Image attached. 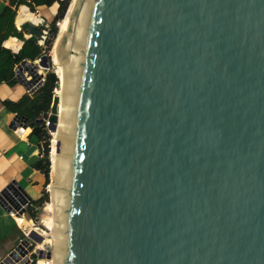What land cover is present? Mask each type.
Listing matches in <instances>:
<instances>
[{
	"label": "water",
	"instance_id": "water-1",
	"mask_svg": "<svg viewBox=\"0 0 264 264\" xmlns=\"http://www.w3.org/2000/svg\"><path fill=\"white\" fill-rule=\"evenodd\" d=\"M77 2L57 47L59 264H264V0ZM15 186L9 209L30 202Z\"/></svg>",
	"mask_w": 264,
	"mask_h": 264
},
{
	"label": "crops",
	"instance_id": "crops-1",
	"mask_svg": "<svg viewBox=\"0 0 264 264\" xmlns=\"http://www.w3.org/2000/svg\"><path fill=\"white\" fill-rule=\"evenodd\" d=\"M2 3L4 7L8 5L7 2ZM26 8L21 6L19 14L24 15ZM31 14L33 13L29 12L25 15L26 20ZM26 95V90L20 83L14 87L0 85V196L15 184L17 196L13 195V198L19 201L18 197L27 196L31 203L41 199L49 188L45 175L39 170L43 158L42 142L32 134L31 128L13 130L11 125L17 114L11 113L5 106V102H18ZM26 130H29L28 133ZM30 227L31 223L25 214L12 215L0 201V261L18 247L27 230L28 233H35L41 240L43 234Z\"/></svg>",
	"mask_w": 264,
	"mask_h": 264
},
{
	"label": "trees",
	"instance_id": "trees-1",
	"mask_svg": "<svg viewBox=\"0 0 264 264\" xmlns=\"http://www.w3.org/2000/svg\"><path fill=\"white\" fill-rule=\"evenodd\" d=\"M72 0H10V3L0 12V85L7 84L11 87L19 84L15 69L22 62L36 61L45 53L43 45L39 44L40 39L31 37L25 39L27 33L21 32L15 25V20L18 17V9L21 6H26L31 13H35L37 9L42 7L51 8L55 4L59 5L58 13L50 26V34L45 45L48 49L52 48L53 43L58 35L57 22L62 21L70 7ZM18 38L24 44L18 53L4 47V43L9 38ZM59 82L54 73H49L46 76L44 86L34 95L24 96L18 102H5L7 109L14 114L28 119V126L32 129V134L37 136L42 142L43 158L39 164V170L45 175L47 184H50L51 164L49 160V140L50 136L45 124L38 121L45 119L52 106L54 90ZM49 194L44 193L43 197L37 201L30 203L28 208L29 217L36 221L37 210L48 202Z\"/></svg>",
	"mask_w": 264,
	"mask_h": 264
},
{
	"label": "bare ground",
	"instance_id": "bare-ground-1",
	"mask_svg": "<svg viewBox=\"0 0 264 264\" xmlns=\"http://www.w3.org/2000/svg\"><path fill=\"white\" fill-rule=\"evenodd\" d=\"M77 1L78 0H72L71 1L69 12L65 16V18L60 22L59 32H58L57 38L55 39V42H54V45L52 48V52H51V58H52V64L54 67V72L57 75V78L59 80V84L61 86L60 89L56 90L57 91V97H59V99H60L59 122L56 126L51 124V123L48 124L50 134L53 136V138H52V151L50 153H51V163H52V169H51L52 170V178L55 179V181H58V179H59L58 147H59L60 133H61V129L63 126V119H64V113H65V95L71 94V91L69 88V75H70V64H71V62H70V64L63 62L61 56L59 55L57 47H58V43H59L62 35H64L68 31V29L71 25H73V21L71 20V13H72L73 9L77 6V3H78ZM41 9L42 10L48 9L50 14L51 13L54 14V12L57 10V4H55L51 8L42 7V8H40V10ZM22 12H24V10H22ZM48 16L51 17V15H48ZM24 22H25V15H24V19L22 18V16H18L16 18V24L18 27H21V25H23ZM27 22L36 26V25H38L40 20L36 17L35 14H31L28 16L26 23ZM70 43L72 44V38L69 39V44ZM4 46L12 49L14 51H18L21 47V43L18 39L12 37V38H9L4 43ZM38 64H39V66H36V67H38L36 69V72L39 75H43V71H41V68H42L41 63L39 62ZM32 67H33L32 64L27 65V67H23L21 69V71H23L25 73L26 70L28 71ZM42 69H44V68H42ZM26 131H27L26 133H28L29 130H26ZM50 188H51V186H50ZM52 192H53L52 202L48 203L46 205V208H45L46 216H44L43 220L41 221V225L44 228H46L47 230L51 231L52 235L50 233V235L49 234L46 236L43 235L41 237L42 242L39 244V250H38L40 252H43V255L48 256V254H50V258H49V262L41 261L39 264H59L62 261L60 258V255H59V251L61 249V247L59 245H60V243H62V239H61L59 232H58V208H57V198H56V192H61L60 182H59L57 187L52 188ZM18 256H19V259L22 261L21 264H25V261H26L25 260V253L24 252L21 253V251H19Z\"/></svg>",
	"mask_w": 264,
	"mask_h": 264
},
{
	"label": "built area",
	"instance_id": "built-area-1",
	"mask_svg": "<svg viewBox=\"0 0 264 264\" xmlns=\"http://www.w3.org/2000/svg\"><path fill=\"white\" fill-rule=\"evenodd\" d=\"M27 36L28 35L24 36V38L26 40L31 38L30 35L28 37ZM16 39H18V38H16ZM19 41L21 43V47H20V49L18 51H14V50H12L10 48H7L5 46L4 47L9 49V50H11L14 53H18L21 50V48H22V46L24 44L23 41H21V40H19ZM39 62H40V59H38V60L33 62L35 65L33 64L32 68L35 71L31 68L28 71L26 70L25 73L22 71V75H21L22 80L25 82L23 84V86H24V88L26 90V93L28 95H31V96L34 95L36 92H38L44 86V84L46 82L45 75L37 74L36 78H34V76H33L34 72H36V69L38 68L36 66H39V64H38ZM20 65H18L16 67V69H15L16 77H17V73L19 71V66ZM17 80L20 83V81H19L20 79H18V77H17ZM54 95H55V93H54ZM43 121H44L43 124H45V123L49 124L48 120L46 121L45 119H43ZM21 128L25 129L22 123L19 124V127L17 129H21ZM29 204H30V202H28L26 204H21L19 202V207L16 206L15 208H12V209L7 208V209L9 211H11L12 215L20 216V212L22 210H25V211L28 210ZM25 237L26 238L25 239L23 238L21 240V242L19 243L18 247L12 253H10L6 258H4L3 260L0 261V264H21L22 261L19 259V256H18L19 251H21V253L22 252L25 253V260H26L25 264H39L41 261L49 262V258H47L46 255H44L43 257H40V254H39L40 251H38L39 250V243H37L35 240L31 239L29 237V233L28 232H26Z\"/></svg>",
	"mask_w": 264,
	"mask_h": 264
},
{
	"label": "rangeland",
	"instance_id": "rangeland-1",
	"mask_svg": "<svg viewBox=\"0 0 264 264\" xmlns=\"http://www.w3.org/2000/svg\"><path fill=\"white\" fill-rule=\"evenodd\" d=\"M2 2H7L8 4L10 3V0H0V10H2L3 8H4V5H3V3ZM20 9V8H19ZM19 9H18V11H19ZM58 9H59V7H57V10L54 12V14H50V12L48 11V9H44V10H40V9H37V11L35 12V13H33V14H35L36 15V17L40 20V22L38 23V25H36V26H38V27H40L42 30H43V37H41V39H40V45H43V47H44V49H45V53L42 55V56H45V55H47V56H51V52H52V48H53V45H54V43H53V45H52V48L51 49H48L47 48V46L45 45V43H46V41L48 40V37H49V34H50V26H51V23L54 21V18H55V16L57 15V13H58ZM17 11V12H18ZM29 12H31L28 8H26V13L24 14V15H26V14H28ZM49 12V13H48ZM18 14H19V12H18ZM24 15L23 14H19V16H22V18L24 19ZM48 15H51V17H49ZM42 17H45V18H47V22L46 23H43V20H42ZM49 20V21H48ZM16 21V20H15ZM25 21H26V18H25ZM60 22L61 21H59V22H57V28H58V32H59V24H60ZM24 23H26V22H24ZM15 25H17L16 24V22H15ZM17 27V26H16ZM45 32V33H44ZM28 36H29V34H28ZM32 62V61H31ZM42 68H44L43 66H41ZM41 68V71H43V75H45V77L49 74V73H52V69L51 70H46L45 68L44 69H42ZM54 72V71H53ZM55 73V72H54ZM56 75V74H55ZM56 77H57V75H56ZM54 93H55V95L57 96V91L56 90H54ZM28 95V94H27ZM29 96H31V95H29ZM50 112H51V110H50ZM50 112H49V114H50ZM49 114H48V116L45 118V120L47 121L48 120V118H49ZM41 120H43V119H41ZM45 126H46V129H47V131H48V134H49V136H50V140H49V151H48V154H49V160H50V164H51V166H52V163H51V151H52V138H53V136L50 134V130H49V127H48V124L47 123H45ZM52 171V170H51ZM50 180H51V177H50ZM50 188V187H49ZM49 188H47L46 190V192L49 194V199H48V202L47 203H45L44 204V206L43 207H41V208H39L38 210H37V216H36V221H33V220H31L30 219V217H29V213H28V210L26 211V213H25V217H26V219L31 223V227L30 228H36L41 234H43L44 236H46V235H50V233H51V235H52V232L51 231H49V230H47L46 228H44L42 225H41V221L43 220V218H44V216H46V213H45V208H46V205L48 204V203H51L52 202V196H51V194L48 192V189ZM29 207H30V204H29ZM29 230H27V232H28ZM26 237H24V239H25ZM52 239V238H51Z\"/></svg>",
	"mask_w": 264,
	"mask_h": 264
}]
</instances>
